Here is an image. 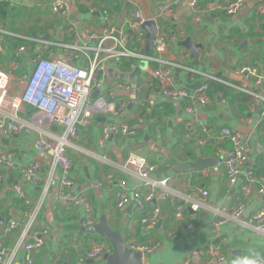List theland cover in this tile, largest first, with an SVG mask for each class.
Instances as JSON below:
<instances>
[{"label": "crops", "instance_id": "0c3cea01", "mask_svg": "<svg viewBox=\"0 0 264 264\" xmlns=\"http://www.w3.org/2000/svg\"><path fill=\"white\" fill-rule=\"evenodd\" d=\"M62 1L68 7L63 15L52 12V0H0L7 5L6 16L0 17V72L12 68L9 97L21 92L20 81L32 69L31 58L39 56L85 68L87 58L94 57L92 50L98 40L111 28L125 37L124 45L129 50L144 58L103 61V73L99 75L103 82L90 102L104 98L119 115H97L79 129L78 138L67 149L72 193L82 197L89 210L65 205L57 188H50L34 225L48 235L44 246L31 253L33 264H106L103 257L88 259L87 253L98 244L106 245L112 253L115 239L129 249L136 245L153 248L150 253H140L141 264H183L193 251H205L210 246L220 249L223 264H264V234L247 224L264 205V196L257 193V187L243 195L239 189L243 179L230 186L221 167L214 163L215 149L220 145L218 134L226 128L247 138L252 169L264 174L263 104L246 93L255 89L252 79L236 74L242 67L264 72V0H248L234 15L222 10L233 0H181L177 6L173 5L176 0ZM167 5L171 10L162 12ZM136 13L154 22L164 35L166 52L160 59L179 65L173 72L172 88L184 87L191 92L201 86V75L218 79L209 83L207 106L182 101L175 107L162 96L163 84L153 75L159 64L146 59L155 56L153 47L152 52L147 49L150 27L135 32L129 27ZM71 46L77 50L69 49ZM193 46L196 50L191 49ZM131 59L135 64L127 69L123 64ZM135 68L140 71L132 97L131 83L118 75H129ZM187 68L198 75L192 76ZM110 91L113 93L108 96ZM148 96L152 105L146 101ZM121 105L123 112L119 110ZM152 111L158 117H151ZM106 123L127 125L133 134H116L100 146ZM34 139L31 130L18 135L0 132V151L14 155L13 167L0 169V237L9 247L20 232H5L6 222L13 218L21 228L24 211L35 207L41 197L42 185L21 182V170L37 162L41 180L50 170V158L36 151ZM255 143L259 150L254 148ZM131 153L156 165L152 181L166 180L167 196L156 188L155 204L160 213L155 225L141 223L151 214L148 205L145 211L130 204L117 207V181L125 180L130 191L144 192L142 184L122 169ZM200 159L207 161L202 170L186 171L188 163ZM19 183L21 195L13 189ZM202 190L208 193L206 203L193 212L189 202ZM238 206H243L239 222L228 219ZM178 211L181 218L176 217ZM221 220L224 223L217 226ZM22 258L20 251L17 262Z\"/></svg>", "mask_w": 264, "mask_h": 264}, {"label": "built area", "instance_id": "2783aa9c", "mask_svg": "<svg viewBox=\"0 0 264 264\" xmlns=\"http://www.w3.org/2000/svg\"><path fill=\"white\" fill-rule=\"evenodd\" d=\"M52 12L65 14L68 10L67 4L62 0H52ZM181 0L174 1L177 6ZM248 0H233L222 10L227 15H234L243 9ZM168 6V5H167ZM165 7L162 12H169L171 6ZM264 13V10H262ZM160 14V13H159ZM148 22L146 18L139 13L134 15V20L129 22L131 31H138V28ZM125 37L117 34L114 28L107 31L106 35L98 40L93 51V59L88 60V66L78 68L67 65L63 62L48 61L39 56L31 58L32 69L29 74L23 75L20 83L21 92L8 95V83L10 72H0V132H8L18 135L26 130L35 133L33 146L38 153L46 154L51 161L50 170L44 180L39 178L38 163L28 164L21 170V182L38 186L42 185L41 197L35 207L26 209L23 213V225L20 228L18 222L13 218L8 219L5 226V232L19 230L20 234L14 244L6 246L0 237V264H33L31 253L40 250L46 241L48 232L46 230L38 231L34 228L36 219L40 213L46 192L53 187L57 188L60 199L65 205L82 206L89 210L88 204L82 197L75 196L72 193L73 178L71 172V162L67 154V149L72 140L78 138V131L81 127L89 124L97 115L114 114L119 115L113 107V104L105 102L104 98H97L90 102V98L95 90L102 85L103 80L99 77L103 73V61H119L123 58H144L139 56L134 50H129L124 45ZM69 49L76 51L74 46ZM23 52V48H19ZM153 52L154 57L146 59L159 64V68L153 71L154 78L163 84L162 96L170 102L189 101L192 105L207 106L210 102L206 96L210 82L218 81L215 77L201 75L204 77L201 86L189 91L187 88H172V76L175 69L179 67L175 63L165 62L160 59V55L166 52V39L156 26ZM13 65V69H16ZM192 76L198 75V72L192 68L186 69ZM237 75L250 78L255 87L254 91L246 92L263 104L264 114V72L257 68L242 67L236 72ZM238 89V87L230 85ZM113 91L108 93L111 96ZM148 105H152L150 96L146 99ZM124 106L119 110L123 112ZM190 110V109H188ZM116 134L132 135V130L124 124L114 125L106 123L103 126L100 138V146ZM219 146L215 149V159L218 166L224 172L227 182L230 186H236L240 179L243 183L239 189L243 195H247L252 187H257V193L264 196V174H257L251 166V146L246 137L238 132L229 129H221L218 134ZM198 144H202L197 140ZM227 143V146L224 144ZM14 155L11 152L0 151V169H11L13 167ZM123 171L137 179L144 192L137 190H128L125 180L117 181L116 191L114 193L118 208L126 205H133L138 210L145 211L146 206L151 207L149 217L141 219L142 224L155 225L160 209L156 207L155 195L158 189L161 190L163 197L167 196L166 180L152 181V175L156 171V165L149 163L138 153L128 155ZM0 175V180H1ZM14 191L22 194V184L14 186ZM208 193L200 191L197 199L189 202V209L193 212L206 203ZM243 214V206H238L228 216V219L239 222ZM177 218H181L179 211ZM223 220L217 221L216 225H222ZM248 225L264 234V205L254 212L249 218ZM190 229L191 226L188 225ZM136 253H150L153 248L140 245L132 246L130 249ZM23 252L22 262L18 263L16 258L18 253ZM110 249L103 244L94 245L87 253V258L91 260L100 259V257L109 256ZM224 257L220 249L210 246L205 251L195 250L183 261V264H223ZM256 264H263L255 261Z\"/></svg>", "mask_w": 264, "mask_h": 264}, {"label": "water", "instance_id": "95a60500", "mask_svg": "<svg viewBox=\"0 0 264 264\" xmlns=\"http://www.w3.org/2000/svg\"><path fill=\"white\" fill-rule=\"evenodd\" d=\"M144 27H150V29L148 30L146 39H147V49L148 51L152 52V47H153L154 38L156 34V27H155L154 22H146L145 24L140 26L138 30H141ZM130 34L132 35L133 33L130 31L129 35ZM191 49L196 50V47L193 46ZM139 71H140V68H135L133 72L129 75H123V74L118 75V78H120L121 80H128L131 83L130 94L132 95V97H134L135 95L136 78L138 76ZM170 103H172L175 107H178L177 102H170ZM101 119L104 120L103 118ZM254 148L259 150L260 147L258 143L254 144ZM204 162H207V161L200 159L194 163H188V168L186 171L188 170L200 171L203 169ZM214 163H216V161H214ZM103 260L105 261L106 264H141V254L131 251L122 242L115 239L113 240L112 253L109 256L103 257Z\"/></svg>", "mask_w": 264, "mask_h": 264}, {"label": "trees", "instance_id": "16d2710c", "mask_svg": "<svg viewBox=\"0 0 264 264\" xmlns=\"http://www.w3.org/2000/svg\"><path fill=\"white\" fill-rule=\"evenodd\" d=\"M6 14H7V5L5 3H0V17H5ZM134 64H135V60L131 59L127 63L125 62L123 64V66L126 67L127 69H131ZM151 117H158V116H157V114L154 113V111H152L151 112Z\"/></svg>", "mask_w": 264, "mask_h": 264}, {"label": "clouds", "instance_id": "9594fccd", "mask_svg": "<svg viewBox=\"0 0 264 264\" xmlns=\"http://www.w3.org/2000/svg\"><path fill=\"white\" fill-rule=\"evenodd\" d=\"M246 264H256L255 261H246Z\"/></svg>", "mask_w": 264, "mask_h": 264}, {"label": "bare ground", "instance_id": "6f19581e", "mask_svg": "<svg viewBox=\"0 0 264 264\" xmlns=\"http://www.w3.org/2000/svg\"><path fill=\"white\" fill-rule=\"evenodd\" d=\"M149 94V93H148Z\"/></svg>", "mask_w": 264, "mask_h": 264}]
</instances>
